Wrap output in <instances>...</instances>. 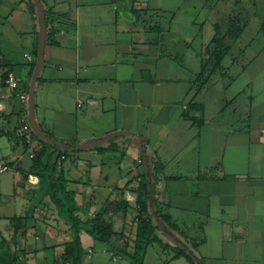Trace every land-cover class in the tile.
I'll use <instances>...</instances> for the list:
<instances>
[{"label": "crops", "instance_id": "0c3cea01", "mask_svg": "<svg viewBox=\"0 0 264 264\" xmlns=\"http://www.w3.org/2000/svg\"><path fill=\"white\" fill-rule=\"evenodd\" d=\"M3 6L0 163L11 171L0 175V264H37L45 252L52 264L59 246L70 241L50 201L33 194L55 158H65L60 170L70 207L86 220L114 200V189L134 170H143L144 144L150 162L162 166L156 200L177 226L179 241L198 245L204 264H264V0H223L217 9L209 7L201 24L196 8L187 15L179 3L150 8L145 0H0ZM48 10L56 17L45 26ZM235 16L245 26L242 35L221 71L199 86L214 24ZM166 18L186 19L196 30L187 37L167 32L160 23ZM202 24L211 26L206 42ZM7 73L29 99L32 93L38 131L32 129V151H45L37 170L21 146L22 109L3 84ZM190 103L203 106V114L188 116L199 126L183 117ZM109 138L120 150L100 155ZM124 199L130 209L125 220L113 218V227L126 240L135 231V195L125 192ZM14 219H22L23 236L14 232ZM160 239L148 247L144 264H188L170 260L171 249L181 247L168 236ZM81 242L84 264H123L87 235Z\"/></svg>", "mask_w": 264, "mask_h": 264}, {"label": "trees", "instance_id": "16d2710c", "mask_svg": "<svg viewBox=\"0 0 264 264\" xmlns=\"http://www.w3.org/2000/svg\"><path fill=\"white\" fill-rule=\"evenodd\" d=\"M119 3L121 0H110ZM56 16L51 10L44 15V25L51 24ZM244 25L240 18L235 16L228 19L227 22L214 24V37L211 41V51L208 58L203 61L200 75L197 77L198 85H205L210 77L221 71V62L229 54L231 45L236 42L244 31ZM225 28V29H224ZM260 32L264 37V22L260 25ZM8 74V73H7ZM6 74L3 76V82ZM200 80V81H199ZM193 112L203 114V106L198 104H189L184 114L185 119ZM22 113V110H21ZM193 124L199 126V121L190 119ZM127 138L128 135H124ZM109 146L105 149H98L101 155L104 153H115L120 150L118 144L113 138L107 139ZM58 144V143H57ZM45 152V151H44ZM39 152L33 161L32 169L37 170L39 162L44 154ZM53 160V165L48 175L39 176V188L33 194L39 199L47 198L54 207L57 216L68 228L70 241L59 246L60 253L53 256L52 264H84L86 253L84 251L81 234L90 237L94 243L105 246L117 260H125L129 264H144V257L148 247L160 245L161 236L172 238L180 249H171V259H184L188 264H204L196 255L198 245L188 246L187 243L179 241L177 236V226L173 224L170 217L164 214L156 200V184L159 176L162 174V166L151 163L147 146L144 144L141 148V158L144 160L143 170H134L131 173L130 180L123 186L114 189L116 197L110 203L102 207L93 217L83 220L70 207L72 196L67 190V182L63 177V172L57 167L60 158ZM63 162V161H62ZM61 162V163H62ZM41 171L40 169L37 171ZM125 192H131L135 195L133 208L136 211V217L133 219L135 224L134 236L132 239H124L123 233H117L113 227V218L121 214L125 220L130 204L124 199ZM22 219H14V232L23 236L26 228L22 226ZM123 226H121V229ZM131 241V244L129 241ZM123 242L122 245L117 243ZM117 244V245H116ZM167 246H163L166 249ZM170 254V253H169Z\"/></svg>", "mask_w": 264, "mask_h": 264}, {"label": "rangeland", "instance_id": "374dc122", "mask_svg": "<svg viewBox=\"0 0 264 264\" xmlns=\"http://www.w3.org/2000/svg\"><path fill=\"white\" fill-rule=\"evenodd\" d=\"M135 0H125V2L127 4H131L132 2H134ZM146 3L148 4V6L151 8V7H155V6H162V5H168L169 7H172L174 5H177L178 3L181 5V7L183 8L182 10H186L188 13L187 15H192V12H190V9L192 8H196L197 9V12L193 15H196L198 16V21L197 23L198 24H201L203 23V19L205 16L209 17L210 14H209V7L210 6H216V9L222 5L223 3V0H145ZM5 11V7H1L0 8V12H4ZM183 13L185 11H182ZM217 12H220V9H218ZM123 12H121V14H123ZM153 15V14H152ZM160 23H162V26H166L165 29L168 31H171V32H174L175 35H178V34H181V36H183L185 33H193L196 28H193L191 27V25H189V21L186 20V19H179V20H175L173 21L172 23H170V20L169 18H166L164 20H162ZM256 23V22H255ZM203 28H202V33H201V41L202 42H206L208 39H209V33L211 31V26L208 25V24H202ZM187 37V35H184ZM199 40V38H198ZM200 41V40H199ZM176 61H179L182 59V57H176L175 58ZM228 59V57L226 58ZM175 62V61H174ZM182 62H186L185 60H182ZM193 64V62H192ZM192 68V66H190ZM110 157V154H108V156H105V159ZM95 157H93L92 159H94ZM96 247L97 248H101V245L100 244H96ZM109 254L108 253L106 255L107 259L109 260ZM88 260L85 261V263H88L87 262ZM110 262V260L108 261ZM36 263L37 264H51V259H50V255L48 252H45V253H40V256L37 257L36 259ZM123 264H129V262L123 260L122 262Z\"/></svg>", "mask_w": 264, "mask_h": 264}, {"label": "built area", "instance_id": "2783aa9c", "mask_svg": "<svg viewBox=\"0 0 264 264\" xmlns=\"http://www.w3.org/2000/svg\"><path fill=\"white\" fill-rule=\"evenodd\" d=\"M28 61H30V57H26ZM4 86L8 88L10 91H14L15 98L17 103L22 109V113L19 118V137L21 139V146L25 149V153L30 161H34L36 154L32 151L33 145V131L29 123V96L28 93L20 90V85L17 79L13 76V74L8 73L3 82ZM79 108L80 105H77ZM65 158L62 156L60 158V162H58L57 167L60 168L61 162L64 161ZM11 169L9 166L0 163V175L10 172ZM91 254V252H88Z\"/></svg>", "mask_w": 264, "mask_h": 264}, {"label": "water", "instance_id": "95a60500", "mask_svg": "<svg viewBox=\"0 0 264 264\" xmlns=\"http://www.w3.org/2000/svg\"><path fill=\"white\" fill-rule=\"evenodd\" d=\"M43 49H44V35L41 36L40 38V46H39V50H40V53H39V57L37 59V68H36V72L39 70L40 68V65H41V62H42V58H43ZM31 109H32V93L30 95V99H29V123L31 125V128L33 129L34 132H38L37 131V128L35 127L34 123H33V120H32V113H31ZM140 143L139 140H136L134 141V144H138Z\"/></svg>", "mask_w": 264, "mask_h": 264}]
</instances>
